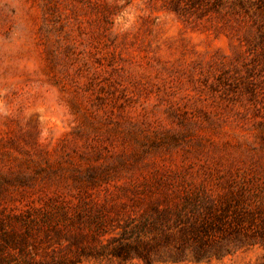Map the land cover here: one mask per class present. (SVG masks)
<instances>
[{
    "label": "rangeland",
    "instance_id": "1",
    "mask_svg": "<svg viewBox=\"0 0 264 264\" xmlns=\"http://www.w3.org/2000/svg\"><path fill=\"white\" fill-rule=\"evenodd\" d=\"M168 1L0 0V174L24 173L0 188L24 238L0 264H146L110 247L166 187L242 197L264 225V44ZM152 264H264V244Z\"/></svg>",
    "mask_w": 264,
    "mask_h": 264
},
{
    "label": "trees",
    "instance_id": "2",
    "mask_svg": "<svg viewBox=\"0 0 264 264\" xmlns=\"http://www.w3.org/2000/svg\"><path fill=\"white\" fill-rule=\"evenodd\" d=\"M182 1L169 0L168 4L177 11ZM187 1L190 4L200 1L204 9L221 21L233 17L235 22H243L249 18L256 28L259 43L264 44V0ZM94 169L91 167L87 171L89 182L95 181ZM10 184H24V173L0 174V188ZM178 194L166 187L147 204L149 214L131 230L135 237L131 241L124 238L110 247L109 254L124 260L138 258L146 264L200 262L221 259L255 242L264 244V225L254 224L250 208L242 204V197L229 193L213 199L206 192L190 194L184 191L178 198ZM0 231L4 245L24 248V238L19 233L1 228Z\"/></svg>",
    "mask_w": 264,
    "mask_h": 264
}]
</instances>
